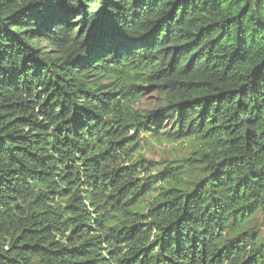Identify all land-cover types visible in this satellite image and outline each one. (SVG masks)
I'll return each mask as SVG.
<instances>
[{
    "label": "trees",
    "instance_id": "obj_1",
    "mask_svg": "<svg viewBox=\"0 0 264 264\" xmlns=\"http://www.w3.org/2000/svg\"><path fill=\"white\" fill-rule=\"evenodd\" d=\"M0 264H264V0H0Z\"/></svg>",
    "mask_w": 264,
    "mask_h": 264
},
{
    "label": "rangeland",
    "instance_id": "obj_2",
    "mask_svg": "<svg viewBox=\"0 0 264 264\" xmlns=\"http://www.w3.org/2000/svg\"><path fill=\"white\" fill-rule=\"evenodd\" d=\"M144 95L140 98L136 104L137 109L152 110L160 103V98L152 90L145 91ZM170 123H166L162 126L163 130H168ZM186 145H171V144H155L150 143V146L145 147V157L149 160L160 161L164 156H167L171 151L177 152L179 155H189L191 153V147L186 142ZM188 145V146H187Z\"/></svg>",
    "mask_w": 264,
    "mask_h": 264
}]
</instances>
